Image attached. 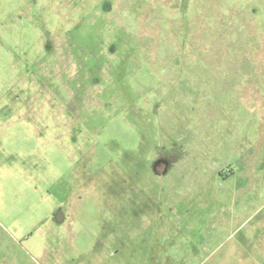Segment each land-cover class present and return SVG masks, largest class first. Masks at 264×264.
Listing matches in <instances>:
<instances>
[{
    "label": "rangeland",
    "instance_id": "obj_1",
    "mask_svg": "<svg viewBox=\"0 0 264 264\" xmlns=\"http://www.w3.org/2000/svg\"><path fill=\"white\" fill-rule=\"evenodd\" d=\"M0 264H264V0H0Z\"/></svg>",
    "mask_w": 264,
    "mask_h": 264
}]
</instances>
